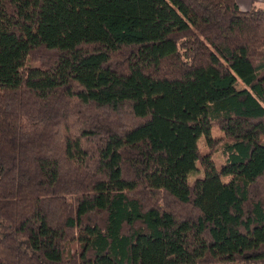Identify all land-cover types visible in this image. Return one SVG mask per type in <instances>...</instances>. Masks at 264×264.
<instances>
[{
    "label": "trees",
    "instance_id": "trees-1",
    "mask_svg": "<svg viewBox=\"0 0 264 264\" xmlns=\"http://www.w3.org/2000/svg\"><path fill=\"white\" fill-rule=\"evenodd\" d=\"M0 264H264V8L0 0Z\"/></svg>",
    "mask_w": 264,
    "mask_h": 264
},
{
    "label": "rangeland",
    "instance_id": "rangeland-1",
    "mask_svg": "<svg viewBox=\"0 0 264 264\" xmlns=\"http://www.w3.org/2000/svg\"><path fill=\"white\" fill-rule=\"evenodd\" d=\"M239 1H243L246 3V5L248 6V4H252L253 8L252 9H256V8H264V0H239ZM239 84L237 86L238 89H242V84L241 82L237 83ZM211 137L212 138H219L221 137V133L216 130L213 129L211 131ZM211 139L208 137V139H205L204 137H201L198 141V147L201 151V153L203 154H210L212 156L213 161L215 162V165L218 169H220V167L222 165H224L225 163H227V161L229 160V158L234 157L236 155V148L234 146H232V144H225L224 146H221L220 148H217L215 150H213V152L211 151V148H209ZM198 169L193 171L189 176H188V181L192 182L196 179H199L202 177V172L200 170L199 167H197ZM230 177H225L223 178V182H227L229 181Z\"/></svg>",
    "mask_w": 264,
    "mask_h": 264
},
{
    "label": "crops",
    "instance_id": "crops-1",
    "mask_svg": "<svg viewBox=\"0 0 264 264\" xmlns=\"http://www.w3.org/2000/svg\"><path fill=\"white\" fill-rule=\"evenodd\" d=\"M236 1H237L239 8L241 9V11L246 12V11L250 10L251 8H253L252 4H248V6H247L246 3L243 1H239V0H236Z\"/></svg>",
    "mask_w": 264,
    "mask_h": 264
}]
</instances>
